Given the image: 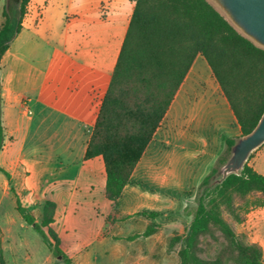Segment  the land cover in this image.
Here are the masks:
<instances>
[{
	"label": "crops",
	"instance_id": "obj_1",
	"mask_svg": "<svg viewBox=\"0 0 264 264\" xmlns=\"http://www.w3.org/2000/svg\"><path fill=\"white\" fill-rule=\"evenodd\" d=\"M133 6L129 0H29L21 30L0 62L2 123L6 135L17 139L9 154L38 155L37 190L29 195L38 207L53 202L56 221L67 216H57L58 192L67 194L68 204L88 194L90 220L98 225L95 243L101 244L141 234L150 223L155 234L184 233L197 186L224 139L240 134L227 99L197 55L128 184L115 203L106 197L103 161L85 160L84 153ZM35 120L37 152L26 148ZM143 212L157 216H137Z\"/></svg>",
	"mask_w": 264,
	"mask_h": 264
},
{
	"label": "trees",
	"instance_id": "obj_2",
	"mask_svg": "<svg viewBox=\"0 0 264 264\" xmlns=\"http://www.w3.org/2000/svg\"><path fill=\"white\" fill-rule=\"evenodd\" d=\"M129 1L134 3L132 14L84 159L101 157L105 195L115 203L195 57L200 55L227 99L240 134L224 139L223 151L197 186L194 205L186 210L191 219L185 234L171 242L180 243L178 264H264L260 247L241 239L222 216L227 213L235 223H241L250 210L264 207V175L246 159L239 174H230L211 185L219 178L218 169L236 140L250 134L264 113V48L243 35L211 0ZM28 2L21 0L18 20L6 6L2 8L0 62L21 30ZM5 139L0 79V153ZM0 173L9 180L8 172L1 167ZM51 208L54 212V203H44L43 218L37 223L15 198V211L21 220L33 228L54 257L69 263L48 229ZM137 216L152 220L157 213ZM155 231L150 223L141 234L126 240L148 237ZM205 238L220 246L207 258L201 256Z\"/></svg>",
	"mask_w": 264,
	"mask_h": 264
},
{
	"label": "rangeland",
	"instance_id": "obj_3",
	"mask_svg": "<svg viewBox=\"0 0 264 264\" xmlns=\"http://www.w3.org/2000/svg\"><path fill=\"white\" fill-rule=\"evenodd\" d=\"M14 2L0 0V24L3 21L1 11L4 6L13 16L15 15ZM6 121L7 117L4 116L3 122ZM36 124L35 120L28 138L29 145L26 147L27 150L35 152H37ZM16 140L11 134H7L0 153V167L10 175L8 181L0 173V264H178L180 243L171 240L174 237H182L185 232L172 236L169 233H154L151 240L139 237L127 241L126 238L134 234L129 233L120 240L95 243L94 235L98 225L96 221L90 220L94 216L88 194L77 196L68 204L65 201L67 198L65 192H58L56 196V212L60 218L63 213L67 216L64 220L55 221V212L52 208L49 209L52 224L48 229L56 236L60 249L70 262H63L60 256L54 257L42 243L39 235L32 227L26 225L15 211L17 197L39 223L43 218L44 205L42 203L41 207H38L34 196L29 195L31 189L37 190V177L33 168L37 167L38 155L21 152L10 155L9 151ZM246 162L264 174V143L250 153ZM50 189L51 192L54 191L52 185ZM98 197L100 200L103 199L101 195ZM100 208L107 212L102 202ZM222 216L241 239L260 247L264 259V207L250 210L241 223H235L227 213H223ZM219 247L212 239L205 238L201 243V256L211 257L219 251Z\"/></svg>",
	"mask_w": 264,
	"mask_h": 264
},
{
	"label": "water",
	"instance_id": "obj_4",
	"mask_svg": "<svg viewBox=\"0 0 264 264\" xmlns=\"http://www.w3.org/2000/svg\"><path fill=\"white\" fill-rule=\"evenodd\" d=\"M227 19L246 37L264 48V0H211ZM16 20L20 16L21 0L13 3ZM264 143V113L253 131L236 140L226 162L218 169L219 178L211 185L222 182L230 174H239L249 154Z\"/></svg>",
	"mask_w": 264,
	"mask_h": 264
}]
</instances>
